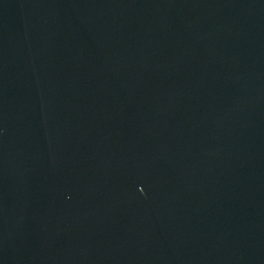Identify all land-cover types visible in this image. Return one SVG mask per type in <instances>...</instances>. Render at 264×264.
<instances>
[{
  "label": "water",
  "instance_id": "obj_1",
  "mask_svg": "<svg viewBox=\"0 0 264 264\" xmlns=\"http://www.w3.org/2000/svg\"><path fill=\"white\" fill-rule=\"evenodd\" d=\"M0 264H264V0H0Z\"/></svg>",
  "mask_w": 264,
  "mask_h": 264
}]
</instances>
